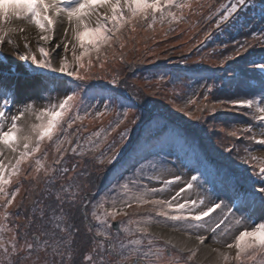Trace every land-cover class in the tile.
Returning a JSON list of instances; mask_svg holds the SVG:
<instances>
[{
  "label": "snow or ice",
  "instance_id": "1",
  "mask_svg": "<svg viewBox=\"0 0 264 264\" xmlns=\"http://www.w3.org/2000/svg\"><path fill=\"white\" fill-rule=\"evenodd\" d=\"M194 2L203 8L199 0ZM186 9L193 14L198 11L193 0L179 3L177 0H0V156H4L5 150L18 153L15 162H10L11 170L0 161V218L7 219L12 215L25 221L16 226L23 231H14L11 252L0 241L4 257L0 264L5 261L6 264H164L165 261L167 264H190L197 255L198 246L205 244L207 228L205 232L200 228L204 227L205 218L212 214L219 219L216 228L225 225L222 235L232 237L230 241H222L214 235L213 242L235 249L234 257L214 250L222 264L233 261L234 264H264V161H257L255 156L231 155L233 147L217 136L216 143L231 157L229 163H217L200 152L199 145L180 125L160 113L146 112L141 106L143 98L139 91L126 80L122 82L113 76L107 81L111 87L87 83L102 78L93 74L92 68L103 69L108 52L114 54L116 44L124 47L123 31L128 28L135 31L138 25H147L148 29L154 30V25L159 23L169 25L167 35L175 31L171 27L173 23L184 22ZM249 12H258L264 22V0H229L228 4H220L204 18L209 27L191 47L218 41L216 48L221 51L217 63L223 71L210 82L205 78L198 86L205 89L202 101L197 103L189 99L183 104L174 103L173 107L207 125L212 132H215L218 110L248 116L259 125V138L254 134L253 125L228 131L227 135L264 146V52H249L257 45L264 49V25L250 33L251 39L258 38L256 45L249 42V37L241 39L235 35L250 29V22L245 23L243 19ZM13 20L21 24L12 26ZM28 27L36 30L34 37L28 33ZM31 39L36 40L39 56L30 46ZM18 40L23 41L22 49ZM230 45L231 51L224 54L223 49ZM230 61L235 63H228ZM166 75L161 73L158 79L163 81ZM154 78L157 77L145 79ZM249 78L254 79L255 84L249 83ZM240 83L250 95L210 99L216 89L224 91L226 87L234 88ZM189 105H195V113ZM245 109L248 111H242ZM113 111L117 117L109 125L110 131H116L121 125L124 128L107 145L100 159V163L106 165L105 172L112 173L106 192L112 197L113 210L90 212V208L105 209V204L97 206L87 193L81 194L82 186L75 182V175H69L77 174L80 164L87 162L74 160L76 155L83 156L78 135L80 129L68 130L85 115L98 118ZM207 115L212 116V122L206 119ZM136 127H141V134L128 150ZM220 130L225 129L221 127ZM95 135L99 137L100 133ZM72 136L76 137L75 141L69 139ZM90 140L89 137L86 143ZM45 141L47 147L42 146ZM90 147L94 148L95 144ZM48 148L53 149L51 164L41 159L43 156L47 160ZM260 151L264 152V148ZM30 160L34 161V166L28 163ZM26 163L27 167L22 169ZM241 165L246 167L241 170ZM157 168L171 175L168 179L156 176V182L162 186L146 187L138 183L137 177L146 184L144 173L155 172ZM237 170L247 175H238ZM13 178H16L17 187L9 192ZM24 180H28V194L16 203L17 211L9 214L7 210L16 200ZM65 182L69 187H65ZM175 184L182 186L171 200L155 198ZM133 185L134 190H130ZM72 186L76 192L71 191ZM121 188L127 199L116 195ZM192 190L198 192L197 199L191 198ZM186 192L189 195L182 196ZM29 198L32 199L31 208L26 207ZM181 199L183 202H179ZM133 202L137 206L149 204L158 209L157 216L165 218L163 221H153L151 217L129 220L134 229L123 227L129 235L142 234V238L148 240L147 250L137 247L141 245V239L131 240L127 248L121 244L117 250L108 230L97 229L93 233L90 215L96 221L103 220L108 224L109 219L126 215L124 207H130ZM117 204H120L119 208ZM256 209L262 213L259 219L253 216ZM77 213L81 224L91 234L87 254L75 245V239L81 233L80 224L75 222ZM56 216L64 218L63 226H52ZM154 222L194 236L199 245L190 249L186 259L166 256L159 250L153 253V241L147 233ZM33 225L39 229V235L33 234L17 247L18 236L26 237ZM0 231H3L2 227ZM101 237L102 240L98 239ZM81 255L82 261L78 259ZM154 255L155 259L152 258Z\"/></svg>",
  "mask_w": 264,
  "mask_h": 264
},
{
  "label": "rangeland",
  "instance_id": "2",
  "mask_svg": "<svg viewBox=\"0 0 264 264\" xmlns=\"http://www.w3.org/2000/svg\"><path fill=\"white\" fill-rule=\"evenodd\" d=\"M177 2L179 3L181 0H177ZM227 2H229V0H199V4L203 5V8L200 9L193 0V6L197 7L198 11L193 14L190 10L186 9L184 12V22L178 24L173 23L171 27L174 28L175 31H172L167 35H165V33L169 31L168 24H164L162 26L161 24L157 23L154 25V30L148 29L147 25H138L136 26L135 31H132L131 28H128L126 31H123L122 43L124 44V47L121 48L119 44H116L114 46V54L113 51L108 52L107 59L104 62V68L101 69L97 66L92 68V73L100 75L102 78L99 80H91L87 83L91 85L99 84L106 87H111L107 81L111 80L113 76H116L122 82L126 80L134 90L139 91L140 96L143 98L141 106L146 110V112L160 113L164 116H167L176 124L180 125L185 129L189 138L199 145V150H202L204 155L217 163H229L231 159L230 154L224 152L223 148H221L216 143L217 136L223 137L228 145L231 141L230 146H233L234 148L235 146L241 148V152L243 151L242 156L240 155L241 157L255 156L258 161H264V152L258 149L254 151L253 154H250L248 152L249 148H247L245 145L246 142L244 143V141H238L237 139V141L234 143L232 139L235 137H230L227 135L228 131L239 129L241 127L235 123V118L225 119L223 116H218V114L223 113L224 115L231 113L235 114L236 116L238 115L237 113L218 110L214 121L215 132H212L209 130L207 125L201 124L199 121L188 117L183 113L175 111L173 107L174 103L183 104L189 99L195 100L197 103L202 101V93L205 89L198 86L204 83L205 78H207L210 82L214 76H218L223 71V69L217 63L219 53L216 50L213 51L211 47L207 46V44L203 47L198 46L197 48H192L191 45L195 43L197 39L202 38L203 32L207 29V27H209L208 24H205L204 18L219 8L220 4H226ZM173 11L176 10L173 9ZM11 24L12 26H17L20 25L21 22L13 20ZM29 28L34 29V27H28L27 31ZM30 31H28V33L31 36L32 32ZM20 44L22 49L23 41H21ZM30 46L36 55L39 56V52L36 49V40L31 41ZM253 50V48H250L249 52L251 53ZM245 55H247V53H245ZM68 59L71 60V53H69ZM231 62L232 61L228 63ZM149 69H154V72L157 71L159 73L154 75L148 71ZM161 73L168 74L163 81L158 79V76ZM104 77H106V79ZM148 77L157 78L145 79ZM193 92L196 93L195 96L192 95ZM237 96V94L232 95L229 92V87H227L224 91L216 89L210 99H232ZM240 96L244 95L240 94ZM189 107L195 113V105H189ZM245 111L248 110L245 109ZM116 117L117 114L115 111L98 118L95 116L85 115L82 120H78L73 124V129L68 130L69 132H72L75 129H80L78 135L80 137L81 145H83V156L81 157L80 155H76L74 156V160H83L87 162L86 164L83 162L80 164V167L77 169V174L70 173L69 175H75V182L82 186L81 194L87 193L89 197L94 200L97 206L100 203L105 204V209H100L99 207H97V209L90 208V212L91 210H97L98 212L103 213L105 210H113L111 208L112 197L106 192V188L109 185V177L112 173L105 172L106 165H102L100 163V159L101 154L104 152V149L107 147V145L113 139H115L117 134L124 128V126L121 125V128L116 129V131H110L109 125L116 119ZM206 119L209 122L213 121L211 115H207ZM250 125L254 126V134L257 136V138H259V133L261 131L259 125H257L254 121H252ZM243 126H246V124H243ZM221 127H224L225 130L221 131ZM106 129L109 130L107 133L104 131ZM141 131V127H136L133 129V140L129 144L128 150L131 149L136 138L140 136ZM96 133H100L99 137L95 135ZM89 137L91 140L86 143ZM69 139L75 141L76 137L72 136L69 137ZM90 144H95V147H90ZM47 145L48 142L45 141L44 145L42 146L47 147ZM65 146L71 147V145ZM20 150H23L22 147ZM128 150L125 151V156L127 155ZM48 152L49 156L47 160H44L43 156H41V159L43 162L51 164V155L53 149L48 148ZM17 155L18 153H11L9 150H5L4 156H0V161H2L5 166L11 170V163L15 162V157ZM37 155L41 154L37 153ZM231 155L235 154L232 153ZM93 157H95V159H93ZM226 157L228 159H226ZM188 159L191 160V155H189ZM231 162L235 163L234 161ZM28 163H32L34 166V161L30 160ZM21 167L22 169L26 168L27 163ZM107 167L111 168L112 166ZM245 167L246 166L244 165L240 169L242 170ZM241 170H237L239 171V175H247L246 172ZM80 172H84L85 174L79 175ZM144 176L147 182L142 186L146 187L162 186L156 182V176H161L164 179L171 178L170 174L162 172L160 168H157L155 172H151V170H149V172L144 173ZM27 186L28 180H24L16 200L7 210L9 214L17 211L15 207L16 203H18L28 194ZM181 186V184H175L170 190L165 191L162 195L157 194L155 198L171 200V197L175 195ZM16 187V178H13V182L8 186V191L10 192ZM65 187H69L67 182H65ZM134 188L135 186L133 185L130 187V190H134ZM71 191H77L75 186L71 187ZM93 193H96L97 195L93 196ZM116 195L127 199V196L124 194V189L122 188L118 190ZM187 195H189L187 192L182 194V196ZM190 195L192 199H197L198 192L196 190H192ZM179 202H183V200L181 199ZM31 206L32 199L29 198L26 200V207L31 208ZM117 207L119 208L120 204H117ZM144 209L153 210L155 213L158 211V209L153 208L149 204L137 206L135 202H133L130 207H124V212L126 215L121 214L115 217L114 221H117L118 226H121L116 231H112V227H109V225L112 226L113 220L109 219L108 224H105L103 220L96 221L95 219L91 218L90 215V220L93 224V233L97 229L101 231L108 230L110 232V238L116 245L117 250H119V246L121 244L127 248L130 245V241L133 239H141V245L137 247L147 250L149 247L148 240L146 238H142V234L134 233L133 235H129L123 231V227H132L134 229V225H129V220L135 221L142 218H148L146 217V213H144ZM261 215L262 213L259 209H256V211L253 213L255 219H259ZM164 219V217L156 218L155 216L153 221H163ZM59 220H63L64 224V218L60 216L53 217L52 223ZM205 220L206 223L204 227L200 228L201 232H205V228H207V232L205 233L207 239L204 245L210 246L212 252L214 250H218L221 253H228L230 257H234L235 249H228L223 246L222 243L213 242L214 235H216V237L222 241L231 240L232 237L230 235H222V233H224L225 225H221L220 228H216V224L219 222V219L215 217V214H212V217L210 218H205ZM24 222L25 221L23 218L16 219L12 215H9L5 221H2L0 218V227L3 228V231H0V241H3L4 247H7L10 252L11 246L14 242L12 240L14 231H23L22 229H17L16 226L22 225ZM75 222L81 226V233L76 237L75 245L81 249L83 254H87L89 248L91 247V234H88L87 228L83 227L80 219H75ZM36 223L39 224L40 221L37 220ZM213 229H215V233L213 232ZM156 231L165 233L171 238L176 237V233L177 235L181 234L186 240L193 241V244L187 249H182L179 246L177 247L173 241L161 237ZM33 234L39 235V229L36 227V225H33V227L28 230L26 237L23 235L18 236L17 240L15 241L17 247H20L26 238L31 239ZM147 236L153 241L151 245V250L153 253H156L157 250H159L167 256L166 250L168 249L171 253L170 256L173 258L186 259L190 254V249L193 246L199 245V242L195 240L194 236H190L181 231H175L172 228L164 226L163 223H152L148 227ZM98 239L102 240L103 237ZM202 246L203 245L198 246L197 255L193 258V261L190 262V264H222V261L217 254L212 262L200 260L198 258V251ZM2 253L3 249L0 248V260H4ZM152 258L155 259V255ZM78 259L82 261L83 256L81 255L78 257ZM166 263L167 262L165 261L164 264ZM232 264H234V261Z\"/></svg>",
  "mask_w": 264,
  "mask_h": 264
},
{
  "label": "trees",
  "instance_id": "3",
  "mask_svg": "<svg viewBox=\"0 0 264 264\" xmlns=\"http://www.w3.org/2000/svg\"><path fill=\"white\" fill-rule=\"evenodd\" d=\"M228 3H229V2H227L226 4H228ZM224 4H225V3H224ZM254 15H255V19L253 20V16H254ZM243 19H244V22H245V23H249V22H250V29H249L248 31L241 30V31H239L238 33L235 34L236 36H238V37L241 38V39H243V38H245V37H249V38H250V33H251V32H255V31H257L262 25H264V22H262V21L260 20V16H259L258 12L255 13V14L249 12V13H248ZM257 39H258V38H257ZM257 39H251V38H250V39H249V42H250L251 40H257ZM217 43H218V41L214 40V41L209 42V43L207 44V46L211 47L213 51L216 50L218 53H220L221 50L218 49V48H216V44H217ZM254 45H256V44L254 43ZM260 50H264V49L260 48V49L257 50L256 52H258V51H260ZM229 51H231V45L229 46V48H227V49H223L224 54H227ZM233 62L235 63V61H232L231 63H233ZM148 71H149L150 73L154 74V75H156V74L159 73V72H157V71L154 72V69H149ZM218 116H223L225 119H229V118L234 119V118H235V114H231V113H229V114H224V115H223V113H219ZM225 126H226V124H225ZM228 126H229V122H228ZM232 140L234 141V143L237 141L236 138H233ZM238 141H244V143H245V142H247L248 140H245V139H238ZM230 145H231V141L229 142V146H230ZM234 146H235V144H234ZM231 147H233V146H231ZM236 148H237V149H236ZM233 149H234L233 154L238 153L239 155L242 156L243 151L241 152V148L235 146V148L233 147ZM200 152L203 153L202 150H200ZM203 154H204V153H203ZM243 166H244V165H241L240 168L243 167ZM258 168H259V165L257 164V171H258ZM237 172H238V175H239V171H237ZM137 181H138V183H140L141 185L144 184V181L140 180L139 177H137ZM10 210H11V209H10ZM144 213H146V217H151L152 219H154L155 216H156V218H159V217L156 215L155 211H153V210H150V209L145 210V209H144ZM78 215H79V214L77 213V218H76V219H79ZM1 220H2V221H5L6 219L1 218ZM57 224H59L60 226H63V220H59V221H57V222H53V223H52V226L55 227Z\"/></svg>",
  "mask_w": 264,
  "mask_h": 264
},
{
  "label": "bare ground",
  "instance_id": "4",
  "mask_svg": "<svg viewBox=\"0 0 264 264\" xmlns=\"http://www.w3.org/2000/svg\"><path fill=\"white\" fill-rule=\"evenodd\" d=\"M31 30V31H30ZM28 31L32 32L31 33V37H34L36 35V32L33 28H29ZM61 35H63V33H61ZM35 39H31V41H34ZM22 40H18L19 43H21ZM161 237H163L164 239H169L170 241H173V243L178 247L182 248V249H187L190 247V245L193 244V241H188L184 238L183 235L176 233V237H168V235H166L165 233L162 232H158L156 231ZM199 254H198V258L200 260H203L206 262H212L214 260V258L216 257V251H211L210 246L207 245H203L201 247V249H199Z\"/></svg>",
  "mask_w": 264,
  "mask_h": 264
},
{
  "label": "water",
  "instance_id": "5",
  "mask_svg": "<svg viewBox=\"0 0 264 264\" xmlns=\"http://www.w3.org/2000/svg\"><path fill=\"white\" fill-rule=\"evenodd\" d=\"M117 226H118V222L117 221H113L112 222V228L118 230Z\"/></svg>",
  "mask_w": 264,
  "mask_h": 264
}]
</instances>
